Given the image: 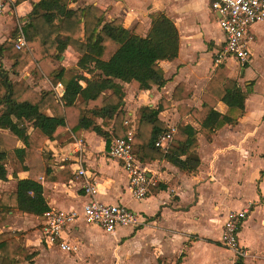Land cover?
I'll return each instance as SVG.
<instances>
[{
  "label": "crops",
  "instance_id": "0c3cea01",
  "mask_svg": "<svg viewBox=\"0 0 264 264\" xmlns=\"http://www.w3.org/2000/svg\"><path fill=\"white\" fill-rule=\"evenodd\" d=\"M40 1L28 0L18 6L12 4L7 9L0 18V46L14 41L18 25L27 21L33 7ZM211 1L80 0L75 5L96 6L106 12L109 21L120 19L130 31L141 24L144 36L151 29L153 13H163L175 23L180 49L174 61L160 64L167 81L165 86L139 91L126 84L125 122L132 121L136 128L139 110L149 107L160 109L159 119L168 129L179 125L192 126L197 131L198 140L194 154L201 165L192 175L165 159L141 161L138 158L155 185L149 196L143 199V209H136L132 206L128 174L109 156L103 138L88 131L76 136L68 130L59 140L46 142L41 154L50 173L41 180L48 191L49 208L80 211L89 201L84 191V179L75 174L78 167L76 140H82L83 166L97 183L96 198L101 202L126 205L147 222L141 227H121L112 234L97 226L77 225L65 233L71 244L75 245L74 237L81 238L87 244H97L102 252L113 258L116 247L115 260L118 263L121 257H125L129 264H235L238 259L221 244L223 225L229 211L249 209L239 231L241 247L247 253L242 261L243 264H264V24L252 28L254 41L248 62L230 59L222 64L228 70L229 79L236 81L244 91L249 90L245 114L236 125L225 126L209 135L187 109L202 110V96L220 66L215 63V58L225 43V36L218 23V14L211 9ZM75 49L70 46L60 60H54L55 67L77 66L82 52ZM13 65L14 61L7 54L0 55V68L6 81L25 79L38 93L54 92L58 99L63 96L64 90H58L60 96L55 92L52 78L38 79L28 68L15 76ZM181 84L183 88L176 92ZM82 85L85 84L82 82ZM217 110L225 114L228 107L221 102ZM48 114L53 115L51 111ZM97 122L102 124L103 120L97 119ZM111 127L107 130L112 131ZM31 132L32 128L29 129ZM93 142L97 146H93ZM10 163L15 167L11 157ZM68 163L69 172L62 174ZM13 173L14 169L11 173L8 170V180H0V199L3 193L16 191L17 179ZM70 175L74 178L68 179ZM28 177L29 172L18 173L20 180ZM246 185L254 187V197L248 200H245L244 193ZM235 205L233 208L237 209H232ZM40 224L41 216L11 212L3 219L0 215V234L18 233L16 239L29 254L36 253L31 263L21 264L43 261L44 249L51 247L43 239ZM125 229L128 231L124 232ZM191 236L195 238L192 240ZM80 250L77 251L80 253ZM76 252L48 253L52 257L48 264H55L53 257L59 254L69 260L63 264H75L79 256ZM74 253L78 256H68Z\"/></svg>",
  "mask_w": 264,
  "mask_h": 264
},
{
  "label": "trees",
  "instance_id": "16d2710c",
  "mask_svg": "<svg viewBox=\"0 0 264 264\" xmlns=\"http://www.w3.org/2000/svg\"><path fill=\"white\" fill-rule=\"evenodd\" d=\"M26 1L14 0V4ZM79 1L41 0L23 24L30 51H18L14 41L0 46V55L7 54L14 61L15 76L28 68L38 79L47 76L54 85L64 86V94L58 99L54 92H36L25 79L6 81L0 68V180H8L10 157L15 163L13 177L17 179L16 191L1 196L3 219L11 212L40 217L50 209L48 191L41 180L50 173L41 154L46 142L59 140L68 130L76 136L88 131L103 138L109 148L129 129L124 124L125 85L139 91L164 87L167 81L160 64L174 61L179 55L178 29L165 14L151 15V29L144 36L141 24L130 31L120 19L109 21L106 12L96 6H75ZM73 43L82 52L77 66L56 68L54 60H60ZM182 88L181 84L176 92ZM249 94V90L244 91L229 79L228 70L220 65L202 96V110H187L207 134H214L239 122ZM221 102L228 107L225 114L217 110ZM159 114L160 109L139 110L134 153L141 161L165 159L181 171L196 174L201 165L194 154L198 148L197 131L190 125H179L165 153L155 146L158 138L168 132ZM110 127L112 131L107 130ZM69 165L62 174L69 172ZM19 172H29V177L20 180ZM72 178L70 175L68 179ZM18 235L0 234L2 264L31 263L35 258L36 253L29 254L16 239ZM235 264H243L242 258Z\"/></svg>",
  "mask_w": 264,
  "mask_h": 264
},
{
  "label": "built area",
  "instance_id": "2783aa9c",
  "mask_svg": "<svg viewBox=\"0 0 264 264\" xmlns=\"http://www.w3.org/2000/svg\"><path fill=\"white\" fill-rule=\"evenodd\" d=\"M14 4V0H0V18L7 9ZM211 9L218 14V23L225 36V43L217 53L215 63L222 65L230 59L240 62H248L252 57L251 43L254 41L252 28L258 24H264V0H212ZM24 22L17 28L14 39L15 48L18 51L29 52L28 41L23 31ZM63 91L64 86L58 83L54 88L57 95L58 90ZM129 126L125 137L114 139L109 147V156L120 163L128 174L129 190L136 200L146 199L150 189L155 185L142 166V163L134 153V137L136 128L132 121L127 120ZM177 127L172 126L168 132L161 135L155 143L157 148L167 153ZM78 157L75 174L84 179V191L89 201L79 211L76 209L50 208L41 216V233L44 241L49 246H56L62 252H76L77 247L70 243L65 233L77 225H93L100 227L106 233H115L121 227H141L147 224L136 212L123 204H106L96 198L97 183L88 176L84 168V144L82 140L77 141ZM264 205V198L262 201ZM249 209L231 210L228 212L221 244L239 258H245L247 253L242 249L239 241V231L248 217Z\"/></svg>",
  "mask_w": 264,
  "mask_h": 264
},
{
  "label": "rangeland",
  "instance_id": "374dc122",
  "mask_svg": "<svg viewBox=\"0 0 264 264\" xmlns=\"http://www.w3.org/2000/svg\"><path fill=\"white\" fill-rule=\"evenodd\" d=\"M15 37H16V35H15ZM72 46L74 49L75 48L77 49L76 43H73ZM93 146H97L95 142H93ZM14 168L15 167L12 166V164L10 163L9 168H8L9 173H11ZM253 190H254L253 186H250V185L245 186L244 193L246 194V198H247L245 200H248V199H251L252 197H254V191ZM131 199L133 201L132 202L133 207H135L136 209H143V205H141V204H144L143 200H136L135 198H131ZM103 203L110 204L107 202H103ZM233 207H236V205L232 206V209H237V208H233ZM227 211H229V210H227ZM125 231L127 232L128 229H125L124 232ZM194 238H195L194 236H191L192 240ZM74 239L76 242L73 241V243L77 247V250L79 251V249H81L80 253L78 251L76 252L77 254L79 253L78 254L79 256L76 253H74L72 255H68V256H78L77 259L75 260V264H129V260L127 258L125 259V257H121L119 263L115 260L116 247L113 250L114 251V258H113L112 255H111V257H109L108 253L102 252L99 249V246L97 244H94V245H92L90 243L87 244V243L83 242L81 238L78 239L77 237H74ZM50 248H49L50 250L44 249V251L46 253V254L44 253L46 255L43 258L44 260L43 261H41V260L37 261V263L35 262L34 264H48V260L52 258L49 256V254H51V252H60V250H58V248L56 246H51ZM60 256H63V255L59 254V256L53 257V258H55L53 260V262H55V264H63L64 262L69 261L68 259L65 260V258L60 257ZM71 263L74 264V262H71Z\"/></svg>",
  "mask_w": 264,
  "mask_h": 264
}]
</instances>
